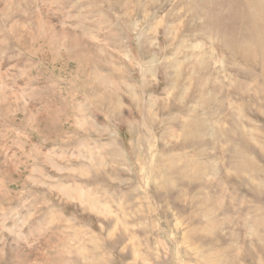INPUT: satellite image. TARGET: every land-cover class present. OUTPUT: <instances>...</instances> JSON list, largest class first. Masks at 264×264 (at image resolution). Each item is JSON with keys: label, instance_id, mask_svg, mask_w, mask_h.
<instances>
[{"label": "rangeland", "instance_id": "374dc122", "mask_svg": "<svg viewBox=\"0 0 264 264\" xmlns=\"http://www.w3.org/2000/svg\"><path fill=\"white\" fill-rule=\"evenodd\" d=\"M0 264H264V0H0Z\"/></svg>", "mask_w": 264, "mask_h": 264}]
</instances>
